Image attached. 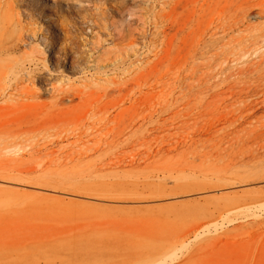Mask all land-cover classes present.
<instances>
[{
  "label": "rangeland",
  "instance_id": "rangeland-1",
  "mask_svg": "<svg viewBox=\"0 0 264 264\" xmlns=\"http://www.w3.org/2000/svg\"><path fill=\"white\" fill-rule=\"evenodd\" d=\"M9 2L0 264H264L262 0Z\"/></svg>",
  "mask_w": 264,
  "mask_h": 264
},
{
  "label": "bare ground",
  "instance_id": "bare-ground-1",
  "mask_svg": "<svg viewBox=\"0 0 264 264\" xmlns=\"http://www.w3.org/2000/svg\"><path fill=\"white\" fill-rule=\"evenodd\" d=\"M12 1V0H11ZM247 1V0H246ZM262 4H261V6H262V9L260 10V11H262V14H264V0H262V2H261ZM260 7V6H259ZM14 9L11 7V5H10V2H9V0H0V56H2V55H7V54H10L11 52H13V51H15V50H17L22 44L23 45H25L26 43H25V41L23 40V37H22V34L20 33H18L17 35H12V34H9L8 33V31H7V29L6 28H4V26L5 27H7V26H10V25H12V24H14V25H16V23H18L19 21H18V19H17V17H16V15L18 14L17 13V11H13ZM247 14L246 15H244L243 16V19H245L246 20V18H247ZM244 24V23H243ZM239 26V25H238ZM34 36H35V33L33 32V33H30V40L31 39H35L34 38ZM25 37V36H24ZM38 37V36H37ZM43 37V36H42ZM28 39V38H27ZM29 40V39H28ZM45 41H46V39H45ZM42 43L41 44H43V45H45V43H43L44 41H41ZM37 44V43H36ZM46 44H49V43H46ZM27 46H28V44H26ZM47 49L49 48V46H47L46 47ZM45 48V49H46ZM52 48V47H51ZM32 50V49H31ZM51 50H53V49H51ZM56 52V51H55ZM57 52H58V50H57ZM62 52V51H61ZM58 55V54H57ZM65 55V54H64ZM63 55V56H64ZM59 56V55H58ZM62 56V57H63ZM60 57V56H59ZM45 58V57H44ZM57 59H58V57H57ZM57 59H55L56 61H55V64L57 63ZM72 59V58H71ZM63 60H64V58H63ZM70 60V59H69ZM45 61V60H44ZM62 61V60H61ZM70 61H72V60H70ZM64 62V61H63ZM54 64V65H55ZM71 64V63H70ZM6 66H8V65H6ZM57 67V66H56ZM3 70V69H2ZM2 70L0 71V72H2ZM3 71H5V69L3 70ZM4 73V72H3ZM0 75H3V74H1L0 73ZM1 82V81H0ZM12 82V81H11ZM7 83V82H6ZM30 84H31V86L32 87H34V84H33V81H31L30 82ZM7 87V86H6ZM64 87V86H63ZM62 92V91H61ZM8 93H6V95H7ZM31 94V93H30ZM5 95V96H6ZM26 97V96H25ZM28 97H30V96H28ZM56 97V96H55ZM74 97H76V95H74ZM78 98H80V96L78 95L77 96ZM20 98H21V96H20ZM34 98V97H33ZM4 99V98H3ZM61 99V98H60ZM9 100H11L10 98H9ZM12 101V100H11ZM4 102H6V101H4ZM8 103L7 104H9L10 102L9 101H7ZM6 104V103H5ZM4 104V105H5ZM12 105H13V103H11ZM7 106V105H6ZM5 106V107H6ZM4 106H3V108H5ZM8 107V106H7ZM13 107V106H12ZM10 108H11V106H10ZM7 109H9V108H7ZM86 111H89V110H86ZM85 111V112H86ZM85 114V113H84ZM86 121V120H85ZM59 122V121H58ZM78 123V122H77ZM58 124V123H57ZM57 129L59 130V128L57 127ZM72 131V130H71ZM19 134V133H18ZM78 140V139H77ZM63 141V140H62ZM7 154V153H6ZM5 156V155H4ZM6 157V156H5ZM54 157V156H53ZM50 160V159H49ZM200 226V225H199ZM197 228V227H196ZM202 232V234H203V232L204 231H201Z\"/></svg>",
  "mask_w": 264,
  "mask_h": 264
}]
</instances>
